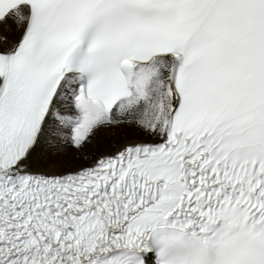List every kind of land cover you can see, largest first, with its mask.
I'll return each mask as SVG.
<instances>
[{
	"label": "snow or ice",
	"instance_id": "1",
	"mask_svg": "<svg viewBox=\"0 0 264 264\" xmlns=\"http://www.w3.org/2000/svg\"><path fill=\"white\" fill-rule=\"evenodd\" d=\"M0 264H264V0H0Z\"/></svg>",
	"mask_w": 264,
	"mask_h": 264
}]
</instances>
